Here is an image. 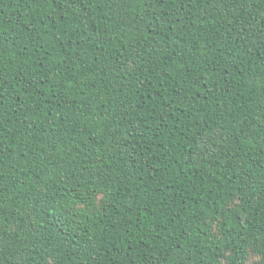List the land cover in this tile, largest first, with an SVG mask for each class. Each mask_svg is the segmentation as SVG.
Instances as JSON below:
<instances>
[{"label": "trees", "instance_id": "16d2710c", "mask_svg": "<svg viewBox=\"0 0 264 264\" xmlns=\"http://www.w3.org/2000/svg\"><path fill=\"white\" fill-rule=\"evenodd\" d=\"M0 264H264V0H0Z\"/></svg>", "mask_w": 264, "mask_h": 264}]
</instances>
